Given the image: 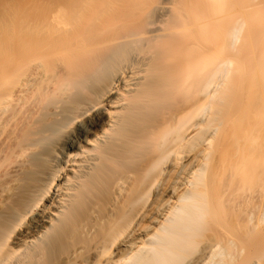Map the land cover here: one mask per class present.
<instances>
[{
	"label": "bare ground",
	"instance_id": "obj_1",
	"mask_svg": "<svg viewBox=\"0 0 264 264\" xmlns=\"http://www.w3.org/2000/svg\"><path fill=\"white\" fill-rule=\"evenodd\" d=\"M5 4L0 264H264V0Z\"/></svg>",
	"mask_w": 264,
	"mask_h": 264
},
{
	"label": "rangeland",
	"instance_id": "obj_2",
	"mask_svg": "<svg viewBox=\"0 0 264 264\" xmlns=\"http://www.w3.org/2000/svg\"><path fill=\"white\" fill-rule=\"evenodd\" d=\"M0 1L3 2L4 0H0ZM9 1H10V3L12 2V0H8V2H9ZM6 2H7V1H6ZM10 3H9V4H10ZM3 4H5V2L0 4L1 7H2L1 10H2V9L4 10V8L6 9V7L3 8V6H2ZM9 4L7 3V4H5V6H7V5H9ZM9 6H10V5H9ZM8 8H9V7H8ZM3 10H2V11H3ZM4 12H6V11H4ZM2 13H3V12H2ZM2 13H1V14H2ZM240 81H241V80H240ZM238 82H239V80H238ZM238 82H237V83H238ZM244 82H245V81H244ZM242 83H243V82H242ZM246 84H248V82H247ZM237 85H239V84H237ZM243 85H244V84H243ZM241 86H242V85H241ZM241 86H237V88H240ZM245 86H246V85H245ZM249 86L251 87V85H249ZM242 87H244V86H242ZM247 87H248V86H247ZM250 87H249V89H250ZM253 87H254V86H253ZM251 88H252V87H251ZM249 89H248V90H249ZM237 90H239V89H236V91H237ZM240 90H243V88L240 89ZM246 90H247V89L245 88V91H243V93L246 92ZM248 90H247V91H248ZM253 90H254V92H255V89H254V88H253ZM251 91H252V90H251ZM239 92H240V91H238V93H239ZM252 92H253V91H252ZM241 93H242V92H241ZM246 93H247V92H246ZM248 93H249V92H248Z\"/></svg>",
	"mask_w": 264,
	"mask_h": 264
}]
</instances>
